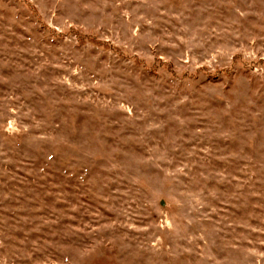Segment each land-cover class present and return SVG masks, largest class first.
<instances>
[{"label": "rangeland", "instance_id": "obj_1", "mask_svg": "<svg viewBox=\"0 0 264 264\" xmlns=\"http://www.w3.org/2000/svg\"><path fill=\"white\" fill-rule=\"evenodd\" d=\"M0 264H264V0H0Z\"/></svg>", "mask_w": 264, "mask_h": 264}]
</instances>
